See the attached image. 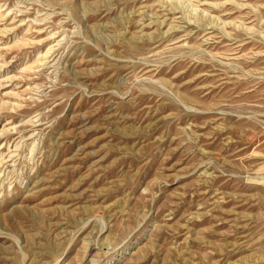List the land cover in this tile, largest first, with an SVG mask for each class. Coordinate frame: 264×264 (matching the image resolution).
<instances>
[{
  "label": "rangeland",
  "instance_id": "1",
  "mask_svg": "<svg viewBox=\"0 0 264 264\" xmlns=\"http://www.w3.org/2000/svg\"><path fill=\"white\" fill-rule=\"evenodd\" d=\"M0 264H264V0H0Z\"/></svg>",
  "mask_w": 264,
  "mask_h": 264
}]
</instances>
